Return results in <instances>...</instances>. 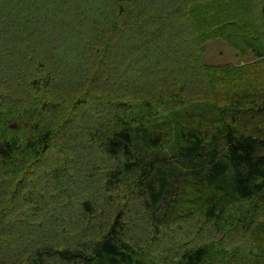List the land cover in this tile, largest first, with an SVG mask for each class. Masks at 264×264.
<instances>
[{
	"label": "trees",
	"instance_id": "obj_1",
	"mask_svg": "<svg viewBox=\"0 0 264 264\" xmlns=\"http://www.w3.org/2000/svg\"><path fill=\"white\" fill-rule=\"evenodd\" d=\"M0 264H264V0H0Z\"/></svg>",
	"mask_w": 264,
	"mask_h": 264
},
{
	"label": "rangeland",
	"instance_id": "obj_2",
	"mask_svg": "<svg viewBox=\"0 0 264 264\" xmlns=\"http://www.w3.org/2000/svg\"><path fill=\"white\" fill-rule=\"evenodd\" d=\"M202 57L208 64L225 66H245L257 59L250 50L242 52L238 47L232 46L221 37L206 42Z\"/></svg>",
	"mask_w": 264,
	"mask_h": 264
}]
</instances>
